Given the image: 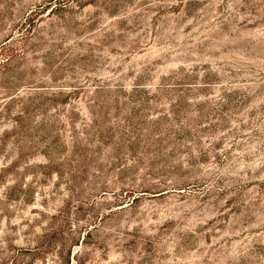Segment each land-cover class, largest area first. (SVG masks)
Returning <instances> with one entry per match:
<instances>
[{"label": "rangeland", "instance_id": "obj_1", "mask_svg": "<svg viewBox=\"0 0 264 264\" xmlns=\"http://www.w3.org/2000/svg\"><path fill=\"white\" fill-rule=\"evenodd\" d=\"M4 44L0 264H264V0H0Z\"/></svg>", "mask_w": 264, "mask_h": 264}, {"label": "trees", "instance_id": "obj_2", "mask_svg": "<svg viewBox=\"0 0 264 264\" xmlns=\"http://www.w3.org/2000/svg\"><path fill=\"white\" fill-rule=\"evenodd\" d=\"M8 47V44L0 45V55L3 56V52ZM6 55V54H4ZM8 55V54H7ZM8 63H1L0 61V69H3L8 66ZM58 234L53 233L49 235H45L40 242L38 248H37V255H48L49 253H52L54 250L58 248V241L61 240V238H57ZM75 243V242H74ZM68 244H61L60 250L57 252V259L59 264H71V253L69 252L66 256L64 255V251L67 248ZM73 245H70L69 248H71Z\"/></svg>", "mask_w": 264, "mask_h": 264}]
</instances>
